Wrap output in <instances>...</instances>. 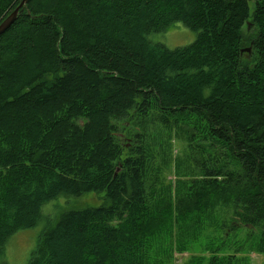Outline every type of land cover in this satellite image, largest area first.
<instances>
[{
  "label": "trees",
  "instance_id": "1",
  "mask_svg": "<svg viewBox=\"0 0 264 264\" xmlns=\"http://www.w3.org/2000/svg\"><path fill=\"white\" fill-rule=\"evenodd\" d=\"M40 221L26 264L264 255V0H27L0 32V264Z\"/></svg>",
  "mask_w": 264,
  "mask_h": 264
},
{
  "label": "rangeland",
  "instance_id": "2",
  "mask_svg": "<svg viewBox=\"0 0 264 264\" xmlns=\"http://www.w3.org/2000/svg\"><path fill=\"white\" fill-rule=\"evenodd\" d=\"M252 6V1H250ZM154 39L163 43L168 48H174L189 43L194 38V32L185 26L177 25L170 26L164 33L153 35ZM173 136V135H172ZM123 138V137H122ZM172 149L175 152L182 146L183 140L180 138L171 139ZM123 142H130V138H123ZM166 178L170 180L173 176L166 175ZM104 203V193H87L77 197L73 196H60L57 197L54 202L48 203L51 207L54 216L61 210L68 208H80L87 206H99ZM52 218V219H53ZM44 221L38 222L35 226L17 230L8 239L5 247V263L4 264H26V261L35 248L37 243V237L43 229L46 228ZM239 236L244 233V229L238 231ZM196 251L195 247L192 246L190 249L187 248L183 252H174L169 258L168 264H182L185 262L191 254ZM249 264H264V255L249 251Z\"/></svg>",
  "mask_w": 264,
  "mask_h": 264
},
{
  "label": "water",
  "instance_id": "3",
  "mask_svg": "<svg viewBox=\"0 0 264 264\" xmlns=\"http://www.w3.org/2000/svg\"><path fill=\"white\" fill-rule=\"evenodd\" d=\"M27 0H21L19 4L15 7V9L0 23V32L4 30L17 16L19 10H22L24 6L26 5ZM252 25L249 21L246 22V29L249 30V28ZM247 228L252 229V226L250 224H244Z\"/></svg>",
  "mask_w": 264,
  "mask_h": 264
},
{
  "label": "bare ground",
  "instance_id": "4",
  "mask_svg": "<svg viewBox=\"0 0 264 264\" xmlns=\"http://www.w3.org/2000/svg\"><path fill=\"white\" fill-rule=\"evenodd\" d=\"M36 224V223H35Z\"/></svg>",
  "mask_w": 264,
  "mask_h": 264
}]
</instances>
